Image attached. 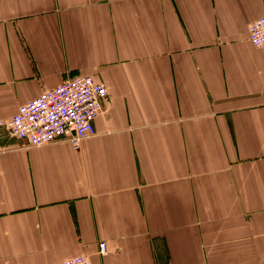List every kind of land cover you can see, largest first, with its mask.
Returning <instances> with one entry per match:
<instances>
[{
	"label": "crops",
	"instance_id": "crops-1",
	"mask_svg": "<svg viewBox=\"0 0 264 264\" xmlns=\"http://www.w3.org/2000/svg\"><path fill=\"white\" fill-rule=\"evenodd\" d=\"M263 14L0 0V119L77 75L107 88L78 147L0 126V264H264V45L248 39Z\"/></svg>",
	"mask_w": 264,
	"mask_h": 264
},
{
	"label": "built area",
	"instance_id": "built-area-1",
	"mask_svg": "<svg viewBox=\"0 0 264 264\" xmlns=\"http://www.w3.org/2000/svg\"><path fill=\"white\" fill-rule=\"evenodd\" d=\"M248 39L256 46L264 45V14L248 25ZM107 95L106 85L90 75H77L41 91L36 97L21 102L0 126L30 145H42L59 139L78 147L81 140L94 133L93 120ZM107 251L105 241L99 252ZM56 264H91L83 254H76Z\"/></svg>",
	"mask_w": 264,
	"mask_h": 264
}]
</instances>
